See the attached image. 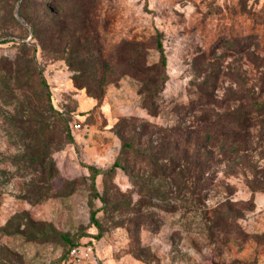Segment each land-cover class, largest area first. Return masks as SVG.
<instances>
[{
  "label": "rangeland",
  "instance_id": "1",
  "mask_svg": "<svg viewBox=\"0 0 264 264\" xmlns=\"http://www.w3.org/2000/svg\"><path fill=\"white\" fill-rule=\"evenodd\" d=\"M0 264H264V0H0Z\"/></svg>",
  "mask_w": 264,
  "mask_h": 264
},
{
  "label": "trees",
  "instance_id": "2",
  "mask_svg": "<svg viewBox=\"0 0 264 264\" xmlns=\"http://www.w3.org/2000/svg\"><path fill=\"white\" fill-rule=\"evenodd\" d=\"M93 28V27H92ZM157 47H158V50L161 52V54H162V51H163V49H162V45H161V43H158V45H157ZM162 57H163V55H162ZM162 63H165V59H164V57L162 58ZM143 72V70H138L137 71V73H142ZM41 83H42V85H43V91H44V93H45V97L46 98H49V92H48V90H45V87L47 88V84H46V82L44 81V79L41 81ZM198 93H197V97L200 99L202 96L203 97H205V98H211L212 96H211V92H212V89L210 88V86H207V85H205L204 83H200L199 85H198ZM253 106H254V104H251V105H249V106H247V107H245V109H244V112H245V116L244 117H242V119H241V123L246 127V126H248V116H249V113L253 110ZM258 106V105H257ZM256 110H258V108L256 109ZM227 132H228V130L226 129V128H222V130H221V133L222 134H225V137L227 136ZM210 136H211V134L209 133V132H207L206 134H205V137H207V138H210ZM229 137V136H228ZM240 141H233V142H230V143H222V149L224 150V151H228V150H232V149H234L235 147H237L240 143H239Z\"/></svg>",
  "mask_w": 264,
  "mask_h": 264
},
{
  "label": "built area",
  "instance_id": "3",
  "mask_svg": "<svg viewBox=\"0 0 264 264\" xmlns=\"http://www.w3.org/2000/svg\"><path fill=\"white\" fill-rule=\"evenodd\" d=\"M69 255H70V257L75 258V257H80L82 254L79 250V247L74 246V247L70 248ZM83 255L86 256L87 252H85Z\"/></svg>",
  "mask_w": 264,
  "mask_h": 264
}]
</instances>
